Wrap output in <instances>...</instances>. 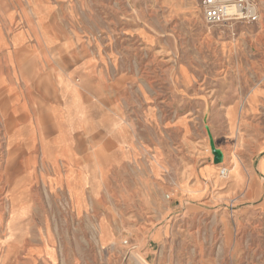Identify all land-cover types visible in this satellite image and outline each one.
I'll return each instance as SVG.
<instances>
[{
    "label": "rangeland",
    "instance_id": "1",
    "mask_svg": "<svg viewBox=\"0 0 264 264\" xmlns=\"http://www.w3.org/2000/svg\"><path fill=\"white\" fill-rule=\"evenodd\" d=\"M125 1L123 17L115 11L124 9L121 0L32 6H63L68 35L76 36L63 43L68 57L102 66L104 59L111 76L125 74L124 87L114 86L127 112L119 121L130 128L133 146L146 133L145 160L116 166L111 183H96L109 192L97 215H77L65 185L50 184L38 138L33 161L20 153L10 167L5 110L27 88L10 78L8 63L22 49L9 46L12 27L3 24L0 264H264V0H250L256 20L224 22L206 20L202 0ZM112 12L110 32L103 24ZM24 14L36 20L26 8ZM139 30L150 36L141 32L138 40ZM42 38L28 40L44 51ZM17 136L22 148L33 139ZM14 205L20 213L10 239Z\"/></svg>",
    "mask_w": 264,
    "mask_h": 264
},
{
    "label": "crops",
    "instance_id": "2",
    "mask_svg": "<svg viewBox=\"0 0 264 264\" xmlns=\"http://www.w3.org/2000/svg\"><path fill=\"white\" fill-rule=\"evenodd\" d=\"M33 1L0 0V44L5 23L7 27H12L10 37H6L10 40L7 43L14 49H22V56L13 58V61L8 63L10 78L16 77L23 81L27 88V95L23 98L19 97L20 95L14 96L10 101L11 107L14 105L13 109L5 110L8 118L6 126L12 145L10 167L15 168L18 165L20 153L27 155L28 164L33 161L30 153L39 149L36 145L38 138L41 141L43 161L51 168L52 173L47 179L50 184L59 183L62 187L65 185L77 215L80 216L88 210L91 215H97L99 202L103 200V195L107 196L109 192L96 183H111L110 173L116 166L128 167L133 163L140 165L145 160L146 133H139L133 146L130 128L119 121L127 112L121 104L123 94L121 95L114 86L124 87L122 76L125 74L115 76L113 73L111 76L115 71L111 70L104 59L102 66L101 63L88 61V58H79L78 54V57H68L63 43L67 38L76 36L68 35L63 6L56 5L61 12L52 9L43 11L37 8L42 7L40 4L32 9V6L36 5ZM121 1L124 3V9L115 11H119L118 15L123 17L127 12L125 8L128 3ZM25 8L36 20L26 18ZM113 15V12L110 16L107 15L103 24L110 27V32L114 31ZM23 23L24 26L21 27ZM13 24L17 25L13 27ZM123 28L125 29V25ZM138 32L150 36L145 30ZM37 34L44 38V51L28 40L37 38ZM143 37L145 36L140 34L138 40ZM50 40H55L54 45L48 47ZM2 47L4 43L1 44L0 48ZM42 56L47 58L40 64ZM100 69L103 70L106 80L102 77L98 79ZM37 87H41L42 94L35 93ZM140 103L138 102L139 109ZM10 104L6 101L3 106L10 107ZM128 111L130 113V110ZM145 111L146 106L140 110L144 117ZM20 134L33 137L31 146H19L17 135ZM48 136L49 144L46 143ZM140 140L144 144H141ZM52 195L56 197L53 192ZM13 207L6 223V228L10 229V239L14 235L20 213L18 207ZM84 227H88V224Z\"/></svg>",
    "mask_w": 264,
    "mask_h": 264
},
{
    "label": "built area",
    "instance_id": "3",
    "mask_svg": "<svg viewBox=\"0 0 264 264\" xmlns=\"http://www.w3.org/2000/svg\"><path fill=\"white\" fill-rule=\"evenodd\" d=\"M202 8L209 22L253 21L258 18L257 6L250 0H202Z\"/></svg>",
    "mask_w": 264,
    "mask_h": 264
},
{
    "label": "bare ground",
    "instance_id": "4",
    "mask_svg": "<svg viewBox=\"0 0 264 264\" xmlns=\"http://www.w3.org/2000/svg\"><path fill=\"white\" fill-rule=\"evenodd\" d=\"M219 24V23H218ZM224 169V171H227L225 168H223ZM223 174V173H222ZM226 175V174H225Z\"/></svg>",
    "mask_w": 264,
    "mask_h": 264
}]
</instances>
